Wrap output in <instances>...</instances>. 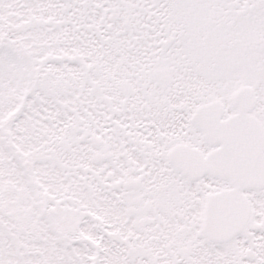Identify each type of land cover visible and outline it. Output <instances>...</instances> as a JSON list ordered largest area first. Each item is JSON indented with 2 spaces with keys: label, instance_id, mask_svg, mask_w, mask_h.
<instances>
[{
  "label": "snow or ice",
  "instance_id": "obj_1",
  "mask_svg": "<svg viewBox=\"0 0 264 264\" xmlns=\"http://www.w3.org/2000/svg\"><path fill=\"white\" fill-rule=\"evenodd\" d=\"M0 264H264V0H0Z\"/></svg>",
  "mask_w": 264,
  "mask_h": 264
}]
</instances>
